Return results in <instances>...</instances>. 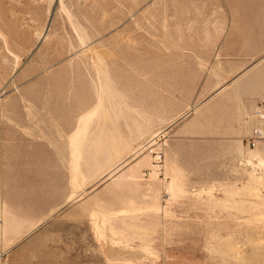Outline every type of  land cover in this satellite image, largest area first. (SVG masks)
<instances>
[{"label": "rangeland", "instance_id": "obj_1", "mask_svg": "<svg viewBox=\"0 0 264 264\" xmlns=\"http://www.w3.org/2000/svg\"><path fill=\"white\" fill-rule=\"evenodd\" d=\"M228 1L0 0V206L20 225L2 232L0 216V264H264V138L216 155L213 174L197 157L196 174L168 165L169 129L197 112ZM102 64L154 116L150 132L167 128L152 146L103 115L110 162L88 175L98 121L79 131L78 117Z\"/></svg>", "mask_w": 264, "mask_h": 264}, {"label": "crops", "instance_id": "obj_2", "mask_svg": "<svg viewBox=\"0 0 264 264\" xmlns=\"http://www.w3.org/2000/svg\"><path fill=\"white\" fill-rule=\"evenodd\" d=\"M228 10L230 21L213 55L216 61L196 91L197 112L169 129L168 165L175 176L196 174L190 170L199 162L213 174L216 155L245 148L248 138H264V0H230ZM180 118L172 116L165 124Z\"/></svg>", "mask_w": 264, "mask_h": 264}, {"label": "bare ground", "instance_id": "obj_3", "mask_svg": "<svg viewBox=\"0 0 264 264\" xmlns=\"http://www.w3.org/2000/svg\"><path fill=\"white\" fill-rule=\"evenodd\" d=\"M102 65H103V67L101 68V72H102L101 76L102 77L100 79L99 87L97 86V89H96V97H97L95 100L96 103L94 105L90 106L88 108V110L86 109L83 113H80V115L81 114H83V115L78 117L79 123H80V126H79L80 130L79 131H81V130L83 131V130L87 129V127H86V121L87 120H88V122L89 121H91V122L98 121V127L97 128H99V129H96V127H95L90 132H88L89 133L88 137L85 136L87 138H85V141L83 143L84 152L86 151V154L84 153L85 156L83 155L84 156L83 160L86 164H88L87 165L88 171L86 172L88 175H89V173L93 174L94 173L93 170L95 168L98 169L99 166L102 167V166H104L110 162L109 157L111 155L109 156L108 152L106 151L107 147H106V142L103 139L104 136H103V131H102V123L99 122V120L101 118L104 119L103 115H105V117H108L110 119L112 126H113V129H114L113 131H117L116 133H119L120 135H121V133H120V130L118 127V118L119 117L123 118V122H124V125H125V128L127 130L128 135H131L133 138L135 137L136 140L138 138H140L141 136L150 133L149 138H147V140H146V137H145L146 141L144 140V142H145V144H148V143L153 144L152 146H154V138H156L159 134H162V132H164V130L167 128V127L162 128V129L160 128V130H158V131L150 132L151 128L154 127L153 125H155L154 124V116L150 113L143 111L140 108H136L134 106H131L130 104H127V102L125 100L126 96L123 93H121L115 87V84H114V82H113V80H112V78H111V76L107 70V67L105 66V64H102ZM193 107L194 108H192V109L198 108V104H196ZM126 110H129L132 114V117L130 120H127L128 118L126 119V117H125L126 115H124L126 113ZM123 111H125V113ZM157 120H160L163 122V119H161V118L157 117ZM99 124H100V126H99ZM88 125H90V124H88ZM79 127H78V129H79ZM77 133H78V131H77ZM130 139H132V138H130ZM145 144L138 147V150L145 147ZM136 149H135V151H138ZM145 150H146V147H145ZM96 152H98L99 155H96L97 154ZM140 164H141V162L138 163V165H140ZM112 170H113V168H112ZM126 172H129V171H126ZM125 174L126 173L122 172L120 174V176H125ZM132 175L134 177V174H132ZM8 214H9V211L7 210V208L4 205L0 206V216H3L2 218L4 219L3 225L1 227V231L6 232L9 229H11L12 231H17L18 230L17 228H19L20 225L18 226V222L14 217L7 218L6 216Z\"/></svg>", "mask_w": 264, "mask_h": 264}, {"label": "built area", "instance_id": "obj_4", "mask_svg": "<svg viewBox=\"0 0 264 264\" xmlns=\"http://www.w3.org/2000/svg\"><path fill=\"white\" fill-rule=\"evenodd\" d=\"M255 113L256 114H259V110H257V109H255ZM261 116V115H260ZM155 153V152H154ZM162 153L160 152V151H158L157 152V154L155 153V155H154V158H153V163H155L156 164V166H160V162H161V158H162ZM154 164V165H155Z\"/></svg>", "mask_w": 264, "mask_h": 264}]
</instances>
